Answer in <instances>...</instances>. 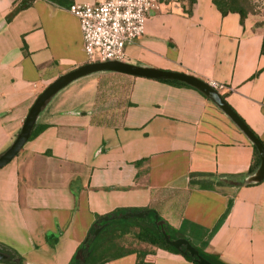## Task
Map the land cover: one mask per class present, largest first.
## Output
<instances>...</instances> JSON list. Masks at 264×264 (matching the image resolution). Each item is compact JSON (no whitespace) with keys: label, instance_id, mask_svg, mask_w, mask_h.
Returning a JSON list of instances; mask_svg holds the SVG:
<instances>
[{"label":"crops","instance_id":"1","mask_svg":"<svg viewBox=\"0 0 264 264\" xmlns=\"http://www.w3.org/2000/svg\"><path fill=\"white\" fill-rule=\"evenodd\" d=\"M20 1L0 0V153L38 92L88 61L67 5L99 0H23L6 18ZM262 40L212 0H157L122 60L222 84L214 88L264 142ZM34 124L0 166V246L22 264H66L95 216L115 208L154 210L222 264H264L259 157L254 165L250 140L196 87L97 70L52 94ZM122 236L98 264H195Z\"/></svg>","mask_w":264,"mask_h":264},{"label":"water","instance_id":"2","mask_svg":"<svg viewBox=\"0 0 264 264\" xmlns=\"http://www.w3.org/2000/svg\"><path fill=\"white\" fill-rule=\"evenodd\" d=\"M97 70H114L132 75L153 78H171L186 82L187 84L196 87L201 92H203L209 99H211L255 146L259 157V163L255 171L256 178L260 179L264 176V145L262 144L261 140L249 129L245 122L237 115V113L226 103L220 93L213 86H211L204 80L185 72L161 69L152 66H144L118 59L84 62L70 70L59 74L48 84H46L34 97L33 101L28 107V110L22 120L20 128L16 133L15 137L10 142V144L0 153V166L7 162L19 150L24 141L28 138L30 134V129L35 121L37 113L52 94H54L58 89L63 87L71 80L83 74ZM146 213V210L125 211L123 213L118 214V216H120L121 218H127L130 216H143ZM155 216L156 214H154V217ZM103 218L106 219L107 216H104ZM154 222L162 232L163 239L166 243L176 248H180L181 246H183V251H186L189 254L193 255V259L197 264H213L203 256L199 255L195 247L186 238H170L169 234L166 233L163 229V220L157 219ZM99 228V226L95 227L93 229V234H95ZM74 256L80 261H83L84 258L81 248H78L76 250ZM3 257H5V253L0 251V258Z\"/></svg>","mask_w":264,"mask_h":264},{"label":"trees","instance_id":"3","mask_svg":"<svg viewBox=\"0 0 264 264\" xmlns=\"http://www.w3.org/2000/svg\"><path fill=\"white\" fill-rule=\"evenodd\" d=\"M212 2L215 4L216 8L222 14L226 13L227 11L237 12L240 21H242V19L246 15V10L244 6L240 5L235 0H212ZM25 5L26 2L23 0L16 3L12 7V9L7 13L6 18L11 17L19 8ZM261 52L264 54V39L262 40L261 43ZM158 79L172 83L186 84L182 81H178L171 78H158ZM41 127L42 125L33 123L28 138L34 136L41 129ZM261 142L264 145V142L262 140ZM252 146H253V157H254L253 164L256 165L258 163V153L256 151L255 146L253 144ZM138 210H146L147 213L140 217L130 216L127 218H121L120 216H118V214L123 213L125 211H138ZM154 213H155L154 210L150 208H115L104 214H97L93 219L91 225L89 226L85 237L76 248V250L78 248H81L84 258L83 261H80L79 259L75 258L73 253V255H71V257L69 258L66 264H98L102 262L106 258L113 255V250H115L117 247L116 238L127 233H131L132 237L135 238L136 240L147 242L149 244H153L156 246H160L169 249L171 251L179 252L185 258L197 264L193 259V255L189 254L186 251H183V246H181L180 248H176L164 241L162 232L154 222L155 220L160 218L157 215L154 217ZM104 216H107V218L104 219L103 218ZM97 226H99L100 228L95 234H93V229ZM162 226L164 231L169 234L170 238L184 237L182 234H180L177 230L173 229L164 221L162 223ZM131 227H136V228L133 230L131 229ZM193 246L195 247L199 255L203 256L213 264H222L218 259H216L211 254L201 250L195 245ZM0 251L5 253V257L1 258V260L13 264H22L21 257L14 250L0 246Z\"/></svg>","mask_w":264,"mask_h":264},{"label":"built area","instance_id":"4","mask_svg":"<svg viewBox=\"0 0 264 264\" xmlns=\"http://www.w3.org/2000/svg\"><path fill=\"white\" fill-rule=\"evenodd\" d=\"M156 5L157 0H99L71 2L67 9L78 19L88 61H103L122 60L125 43L143 32L149 10Z\"/></svg>","mask_w":264,"mask_h":264},{"label":"rangeland","instance_id":"5","mask_svg":"<svg viewBox=\"0 0 264 264\" xmlns=\"http://www.w3.org/2000/svg\"><path fill=\"white\" fill-rule=\"evenodd\" d=\"M235 1L238 2L240 5L244 6L246 10L245 17L248 19L250 27L261 31L264 39V0H235ZM128 238L129 237L127 236H122L121 239H128ZM118 241L119 239H117L116 242L118 243Z\"/></svg>","mask_w":264,"mask_h":264}]
</instances>
